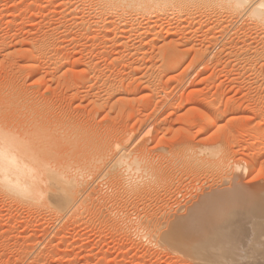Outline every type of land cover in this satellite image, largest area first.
Returning <instances> with one entry per match:
<instances>
[{"label": "rangeland", "instance_id": "1", "mask_svg": "<svg viewBox=\"0 0 264 264\" xmlns=\"http://www.w3.org/2000/svg\"><path fill=\"white\" fill-rule=\"evenodd\" d=\"M217 3L189 4L181 14L133 5L132 16L122 12L106 26L109 16L93 0H0V135L31 149L26 159L41 166L45 192L0 180V264H256L246 258L249 237L202 257L181 249V236L170 240L175 247L165 237L170 216L221 189L236 165L249 164L248 174L238 172L240 190L264 188V24ZM124 142L145 170L112 167ZM216 157L225 172L213 168ZM66 177L82 182L78 202L88 209L58 211ZM140 183L146 193L126 192ZM256 218L232 217L225 228L249 231Z\"/></svg>", "mask_w": 264, "mask_h": 264}, {"label": "bare ground", "instance_id": "2", "mask_svg": "<svg viewBox=\"0 0 264 264\" xmlns=\"http://www.w3.org/2000/svg\"><path fill=\"white\" fill-rule=\"evenodd\" d=\"M82 1V0H81ZM89 2V0H87ZM97 2L98 4H102V7H99L101 9V11L103 13L100 12V10L98 9V7L96 8L97 10H99L98 12H100L101 14H106L107 16H109V19H103V22H105L104 25H106V23L108 24H112L114 25V23H116V16L119 15H125V13L122 12H127V14L129 16H132V12H130L128 9L130 8V10H132V8H134L133 5H135V7L137 6L139 7H143V6H152V5H158L160 10L157 9V13L161 12L163 10H166L171 13H175V14H181L184 11H187L189 9L188 5L189 4H194V3H199V2H204V3H210V2H218L220 3L222 6H224V8L227 6L228 7H232L235 10H241L244 13V10H248L249 13L247 14H251L250 18L253 16L255 18V21L259 24H264V19H262L261 16V10L258 8V5L262 2H264V0H93V2ZM66 2V1H65ZM92 2V1H91ZM217 3V5H218ZM125 4V8L127 9V7H129L126 10L123 11V9H120L121 6ZM219 4V5H220ZM121 5V6H120ZM205 5V4H204ZM215 5V4H214ZM92 6V5H91ZM98 6V5H97ZM123 6V7H124ZM212 6V5H211ZM122 7V8H123ZM144 7V9H145ZM147 7V8H148ZM188 7V8H187ZM217 7V6H216ZM146 8V10H147ZM151 8V9H150ZM149 10L152 11V7H150ZM230 8V10L233 11V9ZM93 9V8H92ZM91 9V10H92ZM136 9V8H134ZM138 9H136L137 11ZM155 10V9H154ZM190 10V9H189ZM88 12V10H86ZM120 11V12H119ZM145 11V10H144ZM143 8H142V12L144 13ZM159 11V12H158ZM236 11V12H237ZM192 12V11H191ZM136 13V12H135ZM146 13V12H145ZM148 13V12H147ZM241 13V12H240ZM152 14V12H151ZM156 14V13H155ZM154 13L152 14L153 16H158L155 15ZM116 15V16H115ZM145 15V14H144ZM143 15V16H144ZM147 15V14H146ZM152 15H148L147 16H152ZM115 16V17H114ZM120 16V17H121ZM142 16V14L140 15ZM75 17V16H74ZM78 17V16H76ZM82 17V15H81ZM246 17V16H245ZM249 17V15H248ZM115 18V19H114ZM118 18V17H117ZM138 19V18H137ZM76 20V19H75ZM151 20V19H150ZM79 21V20H78ZM101 21V20H100ZM155 21V20H154ZM158 21V20H157ZM77 22V21H76ZM85 20L83 18L80 19L79 24L83 27L85 24ZM96 23V22H95ZM151 23V22H150ZM256 23V25H258ZM77 24V23H75ZM100 24V23H99ZM96 25V24H95ZM101 25V24H100ZM103 25V23H102ZM149 25V24H148ZM154 25V24H153ZM169 25V24H168ZM107 26V25H106ZM259 26V25H258ZM257 26V27H258ZM124 27V26H123ZM141 27V26H140ZM139 27V32L138 34H142L145 31H141L142 29H140ZM153 27V26H152ZM171 26H169L170 28ZM228 27V26H227ZM262 27V26H259ZM264 27V26H263ZM118 28V27H117ZM142 28V27H141ZM69 29V28H68ZM67 29V30H68ZM146 28H144L145 30ZM66 30V31H67ZM108 30V29H107ZM124 30V29H123ZM147 30V29H146ZM158 30V29H157ZM173 30V29H172ZM127 31V30H126ZM210 31V30H209ZM55 32V31H54ZM147 32V31H146ZM161 32V31H160ZM212 32V31H211ZM106 33V32H105ZM123 33V32H122ZM149 33V32H148ZM168 33V32H167ZM223 33V32H222ZM109 35H110V31H109ZM122 35V34H121ZM215 35V34H214ZM123 36V35H122ZM164 36V34H163ZM242 36V35H241ZM121 37V36H120ZM173 37V36H172ZM179 37V36H178ZM163 38V37H162ZM183 38V37H181ZM252 38V37H251ZM235 39V38H234ZM245 39V38H244ZM117 40V39H116ZM208 40V39H207ZM211 40V39H210ZM205 41V40H204ZM263 41V40H262ZM33 43V42H32ZM42 43V42H41ZM40 43V44H41ZM102 43V42H101ZM181 43V41H180ZM186 43V42H185ZM206 43V42H205ZM216 43V42H215ZM234 43V42H233ZM236 43V41H235ZM240 43V42H238ZM39 44V43H38ZM44 44V43H43ZM194 44V43H193ZM97 45V44H96ZM101 45V44H100ZM104 45V44H103ZM187 45V44H186ZM220 45V44H219ZM237 45V44H236ZM235 45V46H236ZM247 45V44H246ZM264 45V44H263ZM32 46V45H31ZM46 46V45H45ZM222 46V45H221ZM227 46V45H225ZM252 46V45H251ZM33 47V46H32ZM42 47V46H41ZM125 47V46H124ZM128 47V46H127ZM157 47V46H156ZM182 47V46H181ZM237 47V46H236ZM250 47V45H249ZM262 47V46H261ZM166 48V46H165ZM193 48V47H192ZM221 48V47H220ZM224 48V46H223ZM243 48V47H242ZM251 48V47H250ZM253 48V47H252ZM251 48V49H252ZM264 48V47H262ZM261 48V49H262ZM159 49V48H158ZM177 49V48H176ZM175 49V50H176ZM190 49V48H189ZM206 49V48H205ZM204 49V50H205ZM258 49V48H255ZM127 50V49H126ZM202 50V48H201ZM253 50V49H252ZM264 50V49H263ZM55 51V50H54ZM165 51V50H164ZM189 51V50H188ZM230 51V50H229ZM257 51V50H256ZM261 53V50H259ZM258 52V51H257ZM127 53V52H126ZM159 53V52H158ZM164 53V52H163ZM233 53V52H232ZM259 53V54H260ZM264 53V51H263ZM262 53V54H263ZM123 54V53H122ZM260 54V55H262ZM164 55V54H163ZM264 55V54H263ZM153 56V55H152ZM162 56V55H161ZM132 57V56H131ZM139 57V56H138ZM146 58V57H145ZM158 58V57H157ZM254 58V57H253ZM128 59V58H127ZM126 59V60H127ZM131 59V58H130ZM140 59V58H139ZM142 59V58H141ZM140 59V60H141ZM263 59V58H262ZM30 60V59H29ZM139 60V61H140ZM176 60V59H175ZM239 60V59H238ZM242 60V59H241ZM240 60V61H241ZM143 61V60H142ZM161 61V60H160ZM182 61V57L180 56L176 61H175V66H179L181 64ZM202 61V60H201ZM62 62V61H61ZM132 62V61H131ZM65 63V62H64ZM90 63V62H89ZM88 63V64H89ZM157 63V62H156ZM203 63V62H202ZM262 63V62H261ZM87 64V63H86ZM159 64V63H158ZM246 64V63H245ZM140 65V64H138ZM205 65V64H204ZM32 66V65H31ZM158 66V65H157ZM192 66V65H191ZM236 66V65H235ZM242 66V65H241ZM61 67V66H60ZM240 67V66H239ZM29 68V67H28ZM141 68V67H140ZM144 68V67H143ZM114 69V68H113ZM195 69V68H194ZM88 70V69H87ZM96 70V69H95ZM168 71V70H167ZM173 71V70H172ZM239 71V70H238ZM159 72V71H158ZM163 72V71H162ZM168 74V73H167ZM159 75V74H158ZM155 76V75H154ZM135 77V76H134ZM97 78V77H96ZM154 78V77H153ZM116 80V79H115ZM134 80V79H133ZM127 81V80H126ZM132 81V80H131ZM106 83V82H105ZM119 85V84H118ZM4 86V85H3ZM111 87V86H110ZM121 87V86H120ZM4 88V87H3ZM6 88V87H5ZM114 88V87H113ZM164 88V87H163ZM162 88V89H163ZM106 90V89H105ZM108 90V89H107ZM134 90V89H133ZM139 90V89H138ZM104 91V90H103ZM117 91V90H116ZM122 91V90H121ZM135 91V90H134ZM112 92V91H111ZM12 93V92H11ZM10 93V94H11ZM100 93V92H99ZM109 93V92H108ZM116 93V92H115ZM125 93V92H124ZM127 94V93H125ZM6 95V94H5ZM167 98V97H166ZM222 99V98H221ZM195 100V99H194ZM27 101V100H26ZM188 101V100H187ZM30 102V101H29ZM9 104V103H8ZM106 104V103H105ZM132 104V103H131ZM211 105V104H210ZM214 106V104H213ZM130 107V106H129ZM132 107V106H131ZM210 107V106H209ZM219 107V105H218ZM133 108V107H132ZM217 109V107H215ZM231 108V107H230ZM215 109V110H216ZM235 109V107H234ZM52 110V109H51ZM217 112V111H216ZM142 115V114H140ZM145 115V114H144ZM212 115V114H211ZM214 115V114H213ZM220 115V114H219ZM222 115V114H221ZM216 117V116H215ZM92 118V117H91ZM142 117H140L138 119V123L139 126H146V124H143V121L141 119ZM209 119V118H208ZM137 120V119H136ZM145 120V119H144ZM217 120V119H216ZM215 120V122H216ZM210 121V120H207ZM154 122V121H153ZM163 122V120H162ZM161 122V123H162ZM147 123V122H146ZM158 124V123H157ZM148 126V125H147ZM155 126V125H154ZM158 126V125H157ZM165 127V125H163ZM208 126V125H207ZM218 126V125H217ZM172 127V126H171ZM89 128V127H88ZM157 128V127H155ZM3 130V129H2ZM155 130V129H154ZM166 130V129H165ZM1 131V129H0ZM156 131V130H155ZM153 131V132H155ZM158 131V130H157ZM156 131V132H157ZM161 131V130H160ZM206 131V130H205ZM6 132V131H5ZM140 132V131H139ZM3 133V132H2ZM82 133V132H81ZM94 133V132H93ZM101 133V132H100ZM129 134V133H128ZM9 135V134H8ZM96 135V134H95ZM108 135V134H107ZM262 135V134H261ZM12 136H14L12 134ZM80 136V135H79ZM132 136V135H131ZM31 137V136H30ZM134 137V136H133ZM15 137H13L14 139ZM83 138V137H82ZM112 138V137H111ZM11 137H7V136H2L0 135V180L7 182L8 184L13 186L14 190H19L22 191L26 194H32L33 196L39 197L42 196L45 192L39 187L37 186L39 184V181L41 180L40 178V172L38 170H40V165H36L37 161H33V159L29 160L30 157H27L28 154H33V152H31V149L29 151H27V148L25 149V152H28V154H25V152L23 151V149L18 146V144L16 143L15 140H13ZM16 139V138H15ZM32 139V138H30ZM127 141L132 140V137L129 136V138H126ZM125 139V140H126ZM155 139V138H154ZM264 139V138H263ZM121 141V140H119ZM123 141V140H122ZM134 141V140H133ZM137 141V140H136ZM106 143V142H105ZM120 143V142H119ZM117 144L115 147V152L117 151L116 156L118 155V160L117 162L112 166L115 167V165H126L127 169L131 167L132 163L133 165L135 164L137 168V166L139 165V169L137 168V171H140V169L145 170L146 167H144V165H141L142 160H139L137 158V155L135 156V158L133 157V153L132 157H131V153L129 149H128V145L127 143L124 142L121 144ZM191 143V142H190ZM27 144V142H26ZM143 144V143H142ZM134 145V142H133ZM24 146V145H23ZM31 146V145H30ZM93 146V145H92ZM25 147V146H24ZM131 147V146H130ZM139 147V146H138ZM143 147V146H142ZM98 148V147H97ZM136 148V147H135ZM148 148V147H147ZM95 149V148H94ZM140 149V147H139ZM200 149V148H199ZM203 149V148H202ZM213 149V148H212ZM143 150V149H142ZM145 150V149H144ZM190 150V149H189ZM206 150V149H205ZM49 151V150H48ZM96 151V150H95ZM106 151V150H105ZM138 151V150H137ZM202 151V150H201ZM211 151V152H210ZM209 152L216 156L217 153L214 150H210ZM30 152V153H29ZM97 152V151H96ZM146 152V151H145ZM167 152V151H166ZM194 152V151H193ZM263 152V151H262ZM197 152H195L196 154ZM169 154V153H168ZM226 154V153H225ZM260 154V153H259ZM208 155V154H207ZM29 156V155H28ZM102 156V155H101ZM168 156V155H167ZM37 157V156H36ZM35 157V158H36ZM108 157V156H107ZM260 158V156H258ZM26 158H29L28 160ZM32 158V156H31ZM92 158V157H91ZM140 158V157H139ZM144 158V157H143ZM168 158V157H167ZM172 158V157H171ZM170 158V159H171ZM199 158V157H198ZM217 159H219L218 157H216ZM252 158V157H251ZM111 159V158H110ZM142 159V158H141ZM146 159V157H145ZM160 159V158H159ZM201 159V158H199ZM216 159V160H217ZM91 160V159H90ZM99 160V159H98ZM150 160V159H149ZM257 160V159H255ZM46 161V160H43ZM104 161V160H103ZM214 161V160H213ZM212 161V162H213ZM252 161V160H251ZM39 162V161H38ZM147 162V160H146ZM145 162V163H146ZM201 162V161H200ZM223 162V161H222ZM221 162V158L218 160V162L216 163L215 168L216 170H222L223 169V163ZM258 162V161H257ZM42 163V162H41ZM46 163V162H44ZM104 163V162H103ZM211 163V162H210ZM222 163V164H221ZM144 164V163H143ZM151 164V163H149ZM257 164V163H256ZM43 165V164H41ZM134 165V166H135ZM206 165V164H205ZM213 165V164H212ZM44 166V165H43ZM133 166V167H134ZM142 166V167H141ZM146 166V165H145ZM151 165H149L150 167ZM203 166V165H202ZM230 166V165H229ZM255 166V165H254ZM39 167V169H38ZM97 167V166H96ZM103 167V166H102ZM120 167V166H119ZM122 167V166H121ZM132 167V168H133ZM148 167V165H147ZM206 167V166H205ZM212 167V166H211ZM228 167V166H227ZM236 168H234V170L236 171V173H233V176L229 178L223 176L224 185H221V189L219 190L217 188V191L215 189V193L212 190L211 192H207L208 194L204 193L205 196L201 197L200 196V200L197 201L199 202V204L196 206V208L194 206H192V210L190 211V207L189 210L187 212H185V214H177V216L174 214L170 216L173 219H169V223L168 226L169 228H173V229H167L168 231H170V233H168L169 235H167L166 230L164 231L166 234V239H168L169 241L167 243H169L170 246L175 247L174 245L170 244V240H177V238L179 236H181L183 239H186V242L184 243L183 246H181V249H183L182 247H184L185 249H188V252H195V254H197V256L202 257L205 256L209 253H213V254H222L223 252L226 253V249L227 248H232L234 249V247L239 246L243 240L247 237H249L251 239L250 245L248 247H250L249 251L251 253L247 254L248 256H246L247 259L252 258V256H255V260L256 264H264V188L261 187L260 190H257V192H253L252 195L246 194L243 192V189L240 190L239 185L241 184L240 182V176L238 175L239 173H242L243 175H245V173H247L249 171V164L248 166H240L236 165ZM108 168V167H107ZM207 168V167H206ZM118 169V168H117ZM151 169V167H150ZM135 170V169H134ZM212 170V168L210 169ZM230 170V169H229ZM106 171V170H105ZM124 171H126V169H124ZM129 171V169H128ZM133 171V170H132ZM226 171V170H225ZM222 170V172H225ZM234 171V172H235ZM109 172V171H108ZM131 172V170H130ZM129 173H124L126 175L130 174ZM151 172V171H150ZM158 172V170H157ZM123 173V171H122ZM146 173V172H145ZM201 173V172H200ZM218 172V176H219ZM111 174V173H110ZM137 174V173H136ZM248 174V173H247ZM63 175V174H62ZM66 175V174H65ZM64 175V176H65ZM69 175V174H68ZM67 175V176H68ZM102 175V174H101ZM119 175V173H118ZM121 175V173H120ZM119 175V176H120ZM232 175V174H231ZM93 176V175H92ZM108 176V175H107ZM114 176V175H113ZM117 176V175H116ZM222 176V175H221ZM228 176V175H227ZM63 178V176H61ZM115 177V176H114ZM168 177V175H167ZM118 178V176H117ZM119 178H122L119 177ZM118 178V179H119ZM199 178V177H198ZM64 179V178H63ZM115 179V178H113ZM127 179V178H126ZM120 180V179H119ZM64 181V180H63ZM127 181V180H126ZM150 181V180H149ZM148 181V184H149ZM164 181V180H163ZM162 181V182H163ZM137 182V181H136ZM171 182V181H170ZM243 182V181H242ZM114 183V182H113ZM143 183V182H142ZM169 183V182H168ZM127 184H129L127 182ZM132 184V182H131ZM134 184V183H133ZM141 184V183H140ZM138 184V185H140ZM146 184V183H145ZM66 185V189H65V193L64 195L60 196L58 199H56V202H58L57 205V209L58 211H65L68 209H72L73 207H77L80 208L79 210L82 209H88L87 206H85V201L82 199L83 202H78V200L80 201V199H78V195L80 194V197L82 196V189H84L82 186V182L78 181L75 179V177L73 178H69L66 177V183L64 184ZM137 185V183H136ZM26 186V187H25ZM28 186V187H27ZM37 186V187H36ZM117 186V185H116ZM128 186V185H127ZM150 187V185H148ZM164 186V185H163ZM167 186V185H166ZM20 187V188H18ZM24 187V189H22ZM86 187V186H85ZM133 187V186H132ZM169 187V186H168ZM219 187V186H218ZM89 188V187H88ZM126 188V187H125ZM152 188V187H151ZM177 188V186H176ZM216 188V187H215ZM64 189V188H63ZM110 189V188H109ZM120 189V188H119ZM127 189V188H126ZM149 189L147 188V186H142V184L138 187L135 186V188H131V190H127L126 192L133 195H141L143 193H146ZM165 190V189H164ZM210 191V190H209ZM217 191V193H216ZM205 192V191H204ZM106 193V192H105ZM150 193V192H149ZM175 193V192H174ZM126 194V193H125ZM166 195V194H165ZM169 195V192L167 194V196ZM145 196V195H144ZM83 198V197H82ZM108 198V197H107ZM111 198V197H110ZM202 198V199H201ZM124 199V198H123ZM86 200V198H85ZM126 200V199H125ZM110 201V200H109ZM113 202V201H112ZM168 202V201H167ZM105 203V202H104ZM79 204V205H78ZM165 204V202H164ZM87 205V203H86ZM101 205V204H100ZM167 205V204H166ZM178 205V204H177ZM196 205V204H194ZM80 206V207H79ZM108 206V205H107ZM119 206V205H118ZM253 206V207H252ZM101 207V206H100ZM168 207V206H167ZM183 207V206H181ZM96 209V208H95ZM165 209V208H164ZM171 209V208H170ZM181 209V208H180ZM185 209V208H183ZM76 209H74L75 211ZM166 210V209H165ZM174 210V209H173ZM179 210V208H178ZM72 212V210H71ZM78 212V211H77ZM165 212V211H164ZM167 212V211H166ZM165 212V213H166ZM63 213V212H61ZM66 213H68L66 211ZM110 213V212H109ZM171 213V212H170ZM175 213V212H174ZM179 213H181L179 211ZM183 213V212H182ZM249 213H256L257 218L255 221V226H251L249 228V231L247 228H245L243 225H240L239 227L236 228H225L228 225L232 224V217H236V218H240L242 217L244 214L247 215ZM169 214V213H168ZM75 215V213H74ZM109 215V214H108ZM154 215V214H153ZM167 215V213H166ZM73 216V215H72ZM122 216V215H121ZM169 216V215H168ZM119 217V216H118ZM152 217V216H151ZM154 217V216H153ZM152 217V218H153ZM158 218V217H157ZM81 219V218H80ZM130 219V218H129ZM139 219V218H138ZM155 219V218H154ZM144 220V219H143ZM108 221V220H107ZM121 221V219H120ZM145 221V220H144ZM159 220H157L158 222ZM167 221V220H166ZM118 222V221H117ZM108 223V222H107ZM121 223V222H120ZM145 223V222H144ZM152 223V222H150ZM149 223V224H150ZM165 223V222H164ZM118 224V223H117ZM136 224V223H135ZM159 224V223H158ZM161 224V223H160ZM163 226V224L161 225ZM167 226V225H166ZM123 227V226H122ZM121 227V228H122ZM132 227V226H131ZM138 227V225H137ZM162 228V227H161ZM167 228V227H165ZM111 229V228H110ZM127 229V228H126ZM158 229V228H157ZM113 230V229H112ZM116 230V229H115ZM159 230V229H158ZM162 231V230H161ZM167 231V232H168ZM131 232V230H130ZM142 232V231H141ZM129 234V233H128ZM131 234V233H130ZM163 234V233H162ZM157 237V236H156ZM158 239V238H157ZM161 239V238H159ZM165 239V240H166ZM164 240V239H163ZM161 241V240H160ZM167 241V240H166ZM165 241V242H166ZM159 242V241H158ZM161 244V243H160ZM225 244V245H224ZM166 245V244H165ZM166 247V246H165ZM179 248V247H178ZM181 249L179 251H181ZM186 249V250H187ZM171 252H175V251H171ZM186 252V251H184ZM176 253V252H175ZM227 254V253H226ZM235 262L226 259L222 264H234ZM220 264V263H219Z\"/></svg>", "mask_w": 264, "mask_h": 264}, {"label": "snow or ice", "instance_id": "3", "mask_svg": "<svg viewBox=\"0 0 264 264\" xmlns=\"http://www.w3.org/2000/svg\"><path fill=\"white\" fill-rule=\"evenodd\" d=\"M258 8L261 10L262 19H264V2L260 3Z\"/></svg>", "mask_w": 264, "mask_h": 264}]
</instances>
